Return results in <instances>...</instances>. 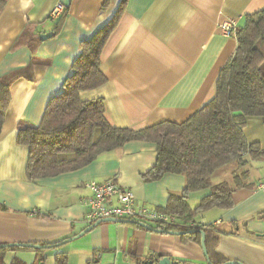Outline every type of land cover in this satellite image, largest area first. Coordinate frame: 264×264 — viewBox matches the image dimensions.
<instances>
[{
  "label": "crops",
  "instance_id": "obj_1",
  "mask_svg": "<svg viewBox=\"0 0 264 264\" xmlns=\"http://www.w3.org/2000/svg\"><path fill=\"white\" fill-rule=\"evenodd\" d=\"M0 12V77L26 69L10 86L11 102L0 134V244H53L80 234L90 196L85 184L119 176L147 207L163 210L170 195H180L186 178L166 174L147 181L142 175L156 162V146L130 141L89 165L57 176L30 180L29 149L17 141L20 123L38 125L49 101L71 72L81 42L91 39L123 8L101 55L107 81L82 92L84 100L102 98L104 116L114 128L142 130L160 122L182 123L216 96L222 68L235 53L236 35L222 26L264 9V0H3ZM67 13L52 37L54 6ZM25 34L23 41L21 36ZM38 37V38H37ZM22 39V38H21ZM39 39V41H38ZM29 77V78H28ZM32 78V80H30ZM249 143L264 149V119L251 117L243 129ZM236 171L239 165L235 163ZM221 169L212 176L216 181ZM247 183L233 193L229 209L200 213L201 225H216L217 251L244 264H264V160L249 159L241 168ZM233 179V177H232ZM210 189L192 192L196 206ZM142 264L151 256L179 264H207L200 245L133 224L102 223L86 235L52 250L7 249L0 264Z\"/></svg>",
  "mask_w": 264,
  "mask_h": 264
},
{
  "label": "trees",
  "instance_id": "obj_2",
  "mask_svg": "<svg viewBox=\"0 0 264 264\" xmlns=\"http://www.w3.org/2000/svg\"><path fill=\"white\" fill-rule=\"evenodd\" d=\"M4 4L0 0V12ZM122 10L120 7L116 16L91 39L81 42L71 72L60 92L49 101L41 122L19 124L17 141L29 149L28 178L36 180L83 168L130 141L152 143L156 146V162L142 177L155 181L173 173L184 175L187 181L183 192L170 195L163 209L178 222L152 227L162 231L160 234L195 230L180 237L184 243L194 242L201 247L199 231H203L207 264L237 261L217 251L220 232L216 225H201L197 217L212 208H231L233 193L248 185L242 182L246 175L241 168L249 159L264 160L260 143H249L243 131L248 118L264 119V9L247 15L244 24L237 28L236 51L220 72L212 101L182 123L160 122L137 131L112 127L104 116V100H84L81 96L82 92L95 90L107 81L101 70V55ZM66 13L67 9L57 18L50 16L55 20L54 33L60 29ZM24 35L20 38L23 43ZM26 73L22 68L0 77V134L11 102L10 86ZM233 162L239 165L232 174L234 185L227 181L213 185L214 173ZM206 189L210 193L196 206L190 205V194ZM63 241L44 244L51 247L37 251L63 246ZM57 264H66V256L58 254Z\"/></svg>",
  "mask_w": 264,
  "mask_h": 264
},
{
  "label": "built area",
  "instance_id": "obj_3",
  "mask_svg": "<svg viewBox=\"0 0 264 264\" xmlns=\"http://www.w3.org/2000/svg\"><path fill=\"white\" fill-rule=\"evenodd\" d=\"M65 10L66 7L58 3L50 16L57 18ZM222 31L226 35H236L237 21L226 22L222 26ZM85 187L90 192V196L84 202L89 208L85 217L87 227L103 219L134 220L151 226L174 225L178 222L175 216L139 202L130 189L120 184L119 176L105 182L90 180L86 182ZM258 187L264 189V181L260 182Z\"/></svg>",
  "mask_w": 264,
  "mask_h": 264
},
{
  "label": "water",
  "instance_id": "obj_4",
  "mask_svg": "<svg viewBox=\"0 0 264 264\" xmlns=\"http://www.w3.org/2000/svg\"><path fill=\"white\" fill-rule=\"evenodd\" d=\"M54 35V32H49L46 34H43L40 36L41 40H46L49 39L50 37H52ZM102 223H121V224H134V225H138L141 226L147 230L150 231H154V232H159L161 233L162 231L155 229L154 227H152L151 225L139 222V221H134V220H116V219H103V220H99L97 222H95L94 224H92L91 226L87 227L86 229H84L80 234L71 237L65 241H63V243L67 244L70 243L72 241H74L75 239H78L84 235H86L87 233L91 232L94 228H96L98 225L102 224ZM168 235H172V236H182L185 234H190V233H194L196 232L195 230L192 231H188V232H184V231H166ZM202 235V249H203V253L205 255V257H207L208 253H207V249L205 247V233L203 231H199ZM258 236H262L264 237V233L263 234H257ZM51 246H43V245H35L33 243H8V244H0V250L3 249H12V248H33L36 250H41V249H45V248H50ZM142 264H179L178 262H172L171 259L169 257H156V256H151L148 260L142 262ZM225 264H244L240 261H228Z\"/></svg>",
  "mask_w": 264,
  "mask_h": 264
},
{
  "label": "rangeland",
  "instance_id": "obj_5",
  "mask_svg": "<svg viewBox=\"0 0 264 264\" xmlns=\"http://www.w3.org/2000/svg\"><path fill=\"white\" fill-rule=\"evenodd\" d=\"M235 163L236 162H233L231 164L224 166L222 170H220L219 174H217L216 180L214 182L226 179L228 183H230L231 185H234L232 174H233V170L235 169V166H234L236 165Z\"/></svg>",
  "mask_w": 264,
  "mask_h": 264
}]
</instances>
